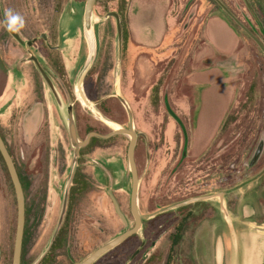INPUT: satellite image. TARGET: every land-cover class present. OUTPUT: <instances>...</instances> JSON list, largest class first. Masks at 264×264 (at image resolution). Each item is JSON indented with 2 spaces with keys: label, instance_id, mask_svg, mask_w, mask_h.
<instances>
[{
  "label": "rangeland",
  "instance_id": "rangeland-1",
  "mask_svg": "<svg viewBox=\"0 0 264 264\" xmlns=\"http://www.w3.org/2000/svg\"><path fill=\"white\" fill-rule=\"evenodd\" d=\"M6 1L0 0V11ZM15 1L17 8L7 10L22 18L23 26L17 30L22 39L27 42L39 33L47 35L46 41L37 39L34 46L18 44L19 64L11 61L9 53L0 59V128L25 192L21 264H78L119 234L124 223L109 190L133 223L128 136L93 138L75 156L67 127L69 104L80 140L89 130L110 132L113 126L103 117L126 127L127 112L116 92L129 104L138 133L134 158L142 225L94 264H160L161 258L162 263L171 264L170 257L192 256L189 230L209 218L203 216L207 203H214L219 217V197L164 208L227 188L230 203L227 207L223 201V208L234 209L235 194L242 193L237 189V171L249 168L256 150L258 132L254 136L253 126L257 120L264 140V53L251 37L258 32L253 16L264 13L257 9L264 0H248L249 6L244 0H170L168 12L173 19L167 37L146 49L135 40L146 37V22L156 25V17L160 21L168 0H131L129 10L137 6L139 12L129 18L125 13L129 0H96L94 59L82 85L89 106L75 89L76 77L90 54L83 28L85 0ZM149 3L160 11L154 14L152 8L151 16L148 10L142 11ZM108 11L121 14L124 33L119 58L115 20L104 18ZM159 21L158 38L163 30ZM30 54L38 57L60 103L29 60ZM31 115L37 118L30 129ZM224 144L227 181L220 182ZM239 146L243 166L236 162ZM67 189V215L56 232ZM176 225H185L183 237L175 236L180 231ZM15 229V192L0 159V264H12ZM208 236L210 231H205L201 238L208 240ZM202 245L199 251L206 254L208 246Z\"/></svg>",
  "mask_w": 264,
  "mask_h": 264
},
{
  "label": "water",
  "instance_id": "water-1",
  "mask_svg": "<svg viewBox=\"0 0 264 264\" xmlns=\"http://www.w3.org/2000/svg\"><path fill=\"white\" fill-rule=\"evenodd\" d=\"M96 0H85L84 3V8H83V28L86 33V37L89 35L92 37V46L88 47L90 49V54L86 60V62L83 64L82 68L80 69L76 80H75V89L76 93L78 94L79 99L85 104V105H90V101L87 98L86 94L84 93V90L82 88L83 85V80L88 72L92 61L94 59V36H93V7L95 4ZM246 4L249 6L248 0H244ZM113 16L115 17L116 20V28H117V56L119 58L120 53H121V47H122V27H121V22H120V16L117 12L115 11H108L105 13L104 18ZM11 33L21 42L24 43V41L20 38L18 31L10 30ZM41 37L45 38L44 33L40 34ZM36 37H34L31 40H28L26 43L27 45H30L32 40H35ZM88 42V41H87ZM263 51L264 47L261 46ZM30 59H32L41 75L43 76L44 80L46 81L47 85L49 86L54 98L58 103H60V98L59 95L53 85L52 80L50 79L49 75L45 72V70L40 66L38 63L36 57L33 54H30ZM116 97L118 100L123 104L125 107V110L127 112L128 116V123L126 127L120 126V125H115V127L112 128V130L109 133L102 134L98 133L96 131H90L86 138L84 140H80L77 136L76 133V128H75V122L73 118V113H72V105L69 104L67 105L66 111L69 116L68 122H67V127H68V132H69V137L72 146L74 147V155L76 156L79 147L86 143L91 136H98L102 138H107L109 136L115 135V134H124L128 136L129 141L127 145V161H128V166L131 174V188H130V196H129V206L131 210V214L134 219L133 226L130 228H125L123 231H121L119 234L115 235L111 239L107 240L97 248H95L93 251H91L85 258H83L78 264H92L95 260H97L101 255H103L105 252L110 250L111 248L115 247L116 245L120 244L124 240H126L130 235L133 233L137 232L140 229L141 226V217L140 213L138 210V188H139V178H138V173H137V167L135 163V158H134V152H135V145H136V140L138 133L134 130V125H133V115L132 111L130 109L129 104L127 103L126 99L121 96L119 93H115ZM103 120L107 123L108 121H111L110 119L103 117ZM112 122V121H111ZM260 152V146L256 148L254 155L251 159V162L256 159ZM0 153L4 159V162L6 164L9 176L12 180L14 190H15V196H16V229H15V236H14V244H13V252H12V264H20L21 262V251H22V241H23V233H24V224H25V198H24V193L22 189V185L19 179V176L17 174V171L15 169L14 163L11 159V156L6 148L5 142L0 135ZM110 196L113 200V203L115 205V210L116 213L119 215V217L122 219L124 222L125 226L128 225L127 219L124 216L123 212L120 210L117 201L111 194L109 190ZM213 196H218L219 199L221 200V194L219 192L217 193H211V194H205V195H199L195 197H190L188 199H185L183 201L177 202L171 206H168L165 209H171L186 203L198 201V200H205ZM221 206L222 203H221Z\"/></svg>",
  "mask_w": 264,
  "mask_h": 264
},
{
  "label": "flooded vegetation",
  "instance_id": "flooded-vegetation-1",
  "mask_svg": "<svg viewBox=\"0 0 264 264\" xmlns=\"http://www.w3.org/2000/svg\"><path fill=\"white\" fill-rule=\"evenodd\" d=\"M263 4L264 3H261V4H259V7L257 8V9H261L262 10V12H263V10H264V6H263ZM17 6H18V4H17V2L15 1V2H13V0H7L6 2H4L3 3V7H4V9H3V11L1 10L0 11V59L2 60H4L5 58H6V55H7V53H9V54H11V57H12V59H11V61H13L14 62V64H18V44H21V42L11 33V29L9 28V17H8V10H11V9H9V7H11V8H14V9H16L17 8ZM0 8H2V7H0ZM8 9V10H7ZM260 10V11H261ZM259 11V10H258ZM260 11H259V13H260ZM14 15H17V14H14ZM254 15V14H253ZM253 18L255 19V21H256V24L258 25V32H257V34H255V35H253V36H251L253 39H254V41L259 45V47H260V49L263 51V49H262V47L261 46H263L264 45V13H262L261 15H260V17L259 16H253ZM121 22V21H120ZM258 22L260 23V26H259V24H258ZM17 31V30H16ZM19 33V32H18ZM40 34L41 33H39L38 34V37L35 39V40H32V42H31V44H30V46H34L33 44H35L37 41V39H41L42 41H46L47 40V35H45V38H43V37H41L40 36ZM19 36H20V33H19ZM48 37H50V35H48ZM20 38L22 39V37L20 36ZM89 38L91 39V40H89L88 41V44H89V47H91L92 46V37L89 35ZM23 41H24V39H22ZM260 40V41H259ZM25 43H26V41H24ZM27 44V43H26ZM264 47V46H263ZM263 53H264V51H263ZM40 55H42V56H44V54L41 52L40 53ZM29 57H30V55H29ZM36 59H37V61H39V59H38V57H36ZM29 60H32V59H30L29 58ZM33 61V60H32ZM34 62V61H33ZM35 63V62H34ZM39 63V62H38ZM36 64V63H35ZM40 64V63H39ZM37 66V65H36ZM41 66V65H40ZM38 68V67H37ZM40 72V71H39ZM72 110H73V108H72ZM0 115H1V113H0ZM175 115V114H174ZM176 116V115H175ZM175 116H173L174 117V119L177 121V124L178 123H180L179 122V120H177L178 118H175ZM177 117V116H176ZM225 120V119H224ZM225 122V121H224ZM259 120H257L256 121V123H255V126H253V128H255L254 129V136H255V134H257V132H258V137H257V139H256V142H255V144H254V147L256 146V148L257 147H259L260 146V152H259V154H258V156L256 157V159L255 160H253L252 162L250 161V163H249V168L247 169V168H244V167H242V168H240V169H238V171H237V177H238V179H239V184H238V187H237V189H240L241 190V192L242 193H237L236 192V200H239L238 202H240L241 204V208H242V212H243V208H244V206H245V208H247V212L249 213L248 215L250 216V218H254L253 219V221H260V222H262V224H264V217L262 218V217H260L259 216V212H261V213H263L264 214V140H262L261 139V137H260V133H259V131H258V129H259ZM76 124V123H75ZM107 124L108 125H112L113 127H115V124L113 123V122H111V121H108L107 122ZM222 124V123H221ZM179 125V124H178ZM213 125V124H212ZM212 125H210V126H212ZM209 126V127H210ZM220 125H218V127H219ZM183 127V126H182ZM213 127H214V125H213ZM76 128V127H75ZM184 129V128H183ZM200 129H201V123H200ZM210 129L211 128H209V131H210ZM202 130V129H201ZM256 130V131H255ZM91 130H89L88 131V133L90 132ZM77 133V132H76ZM109 133V132H108ZM0 135L2 136V138H3V140H4V142H5V145H6V148H7V150H8V152H9V154H10V156H11V159H12V161H13V163H14V166H15V169H16V171H17V174H18V176H19V179H20V182H21V185H22V189H23V193H24V198H25V192H24V187H23V181H22V178H21V176H20V174H19V172H18V169H17V165H16V162H15V157H14V155H13V153H12V151H11V149H10V147L8 146V144L6 143V141H5V139H4V137H3V134H2V130H1V128H0ZM113 136V135H112ZM92 137H98V136H91L90 138H89V140L86 142V143H84V144H82L80 147H79V149H78V152H77V155H78V153H79V150H80V148L82 147V146H85V145H87L89 142H91V139H92ZM109 137H111V136H109ZM109 137H107V138H109ZM138 137V136H137ZM187 134H185V136H184V138H186L187 139ZM98 138H102V137H98ZM184 138H183V142H184ZM184 150V149H183ZM220 150H222V152H221V156H220V163H221V168H222V171L224 172V174H220L221 176H220V182H226L227 181V171H226V154H225V151H226V144H224L222 147H220ZM239 155H238V159H237V163H239V165H242L243 166V163L241 162L242 160H241V158H242V155H243V151H242V146L240 147L239 146ZM241 153V154H240ZM223 154V155H222ZM0 159H1V161H4V159H3V157H2V155H1V153H0ZM239 160H241L240 162H239ZM5 163V162H4ZM236 163V164H237ZM6 165V164H5ZM137 167V166H136ZM206 168H207V166H205ZM208 169V168H207ZM11 179V178H10ZM76 180V178H74V181ZM11 182H12V180H11ZM75 183H77L76 181H75ZM12 185H13V183H12ZM247 185V186H246ZM206 186H209V184H207ZM244 187H246L247 189H243ZM13 188H14V186H13ZM245 190V191H244ZM14 192H15V190H14ZM219 193L221 194V197H222V200L229 206V194H230V191H228L227 190V188H225V189H221L220 191H219ZM211 194V193H210ZM16 197V196H15ZM213 197H216V196H213ZM212 198V197H211ZM211 198H208V199H205V200H198V201H206V200H209V199H211ZM68 199H70V198H68V189H67V191H66V194H65V196H63V199H62V201H63V205H62V217H60V219H59V224H58V228H57V230H56V232H58L59 231V229L61 228V226H62V221L64 220V218H65V216L67 215V200ZM241 200V201H240ZM113 201V200H112ZM219 201H220V199H219ZM194 202H197V201H194ZM118 203V202H117ZM214 203H207V204H205L206 205V208L204 207V214H203V216L204 215H210V214H212L213 212H214V208L215 207H213L212 205H213ZM219 203H218V207H219ZM118 206H119V204H118ZM130 207V206H129ZM119 208H120V206H119ZM16 210H17V208H16ZM120 210H121V208H120ZM116 211V210H115ZM122 211V210H121ZM17 212V211H16ZM130 212H131V210H130ZM124 214V213H123ZM25 215H26V206H25ZM119 216V215H118ZM124 216L126 217V215L124 214ZM207 216V217H208ZM140 217H141V215H140ZM121 219V218H120ZM127 219V218H126ZM122 220V219H121ZM127 222H128V220H127ZM124 223V222H123ZM133 223H134V221H133ZM133 223L132 224H130L129 222H128V225L127 226H125V224H124V226H123V229H122V231L127 227V228H130V227H132L133 226ZM200 224V223H199ZM199 224H197L196 226L195 225H193V226H191V229L189 230V232H191L190 233V238H191V248H192V256L191 255H189V256H186L185 257V255L184 256H176V257H170V259H171V264H173V262L174 263H176L175 261H177V263L176 264H201L199 261H198V258L197 257H195V255L193 254V243H194V233H195V230H196V228L198 227V225ZM141 225H142V221H141ZM24 227H25V224H24ZM141 227V226H140ZM185 227V225H176V227L175 228H180V231H176V237H183V230H182V228H184ZM186 227H187V225H186ZM182 230V231H181ZM178 232H180V233H178ZM182 232V233H181ZM137 232H135V233H133L132 235H130L129 237H131V236H133V235H135ZM181 234H182V236H181ZM24 235V234H23ZM56 235V234H55ZM55 235H54V237H55ZM59 238V237H58ZM60 239V238H59ZM124 241H126V240H124ZM123 241V242H124ZM23 242V241H22ZM57 242V241H56ZM123 242H121L120 244H122ZM120 244H118V245H120ZM54 245H55V243H54ZM118 245H116L115 247H117ZM53 246V243H52V245H51V247ZM115 247H113V248H111V249H114ZM110 249V250H111ZM109 251V250H108ZM107 251V252H108ZM21 253H22V251H21ZM106 253V252H105ZM104 253V254H105ZM102 256V255H101ZM100 256V257H101ZM133 256V255H132ZM164 260H166V259H164ZM96 261V260H95ZM95 261L92 263V264H94L95 263ZM161 261H163V259L161 258ZM159 262L160 264H164V263H162V262ZM20 264H21V262H20Z\"/></svg>",
  "mask_w": 264,
  "mask_h": 264
},
{
  "label": "crops",
  "instance_id": "crops-1",
  "mask_svg": "<svg viewBox=\"0 0 264 264\" xmlns=\"http://www.w3.org/2000/svg\"><path fill=\"white\" fill-rule=\"evenodd\" d=\"M169 1L170 0L165 3V7L161 8L162 14L160 21L156 19L157 17L154 18L156 25H147L146 22L143 29L147 34L142 41L135 40L132 33L130 37L135 40L137 45L145 47L146 49V47L158 44V41L163 39L173 19V16L168 12L170 6ZM130 2L131 0L127 2L125 8V13L128 18L131 14H137L139 12L137 6L133 7V11L129 10ZM152 8L154 14H157L158 10L160 11L157 6L150 3L147 7L142 6V11L148 10L147 12H149L151 16ZM158 21L163 25V30L159 38L155 30L157 24H159ZM224 27L226 26L224 25ZM36 118L35 115L30 116L28 128L31 129L34 126ZM238 201L239 200H237L234 209L227 208L225 210L223 206H221V203L224 205L221 199L219 201V217L215 216V212H213L212 215H209V218L200 222L196 228L194 233L193 254L198 258L201 264H264V224L260 221H253L254 218H250L245 206L242 212L241 203ZM205 231H210V236H208L209 239L207 238L208 240L201 238ZM202 244L208 246V252H206V254L205 252L200 253L199 251L200 247L203 246Z\"/></svg>",
  "mask_w": 264,
  "mask_h": 264
},
{
  "label": "clouds",
  "instance_id": "clouds-1",
  "mask_svg": "<svg viewBox=\"0 0 264 264\" xmlns=\"http://www.w3.org/2000/svg\"><path fill=\"white\" fill-rule=\"evenodd\" d=\"M8 17H9V28L11 30H18V27H22L23 26V21L22 18L19 17L18 15H13L10 12L8 13Z\"/></svg>",
  "mask_w": 264,
  "mask_h": 264
},
{
  "label": "trees",
  "instance_id": "trees-1",
  "mask_svg": "<svg viewBox=\"0 0 264 264\" xmlns=\"http://www.w3.org/2000/svg\"><path fill=\"white\" fill-rule=\"evenodd\" d=\"M117 13L119 14V16H121V14H120L119 12H117ZM112 18L115 20V17H112ZM121 27H122V23H121ZM115 28H116V20H115ZM116 32H117V28H116ZM122 32L124 33L123 30H122ZM93 138H97V137H92V139H93ZM92 139H91V140H92ZM102 139H106V138H102ZM23 234H24V233H23ZM128 238H129V237H128ZM128 238H127V239H128Z\"/></svg>",
  "mask_w": 264,
  "mask_h": 264
},
{
  "label": "bare ground",
  "instance_id": "bare-ground-1",
  "mask_svg": "<svg viewBox=\"0 0 264 264\" xmlns=\"http://www.w3.org/2000/svg\"><path fill=\"white\" fill-rule=\"evenodd\" d=\"M89 40H91L90 38H89V36L87 37V41H89Z\"/></svg>",
  "mask_w": 264,
  "mask_h": 264
}]
</instances>
